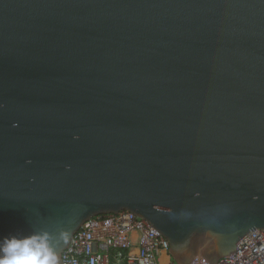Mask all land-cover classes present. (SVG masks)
<instances>
[{"label":"water","instance_id":"obj_1","mask_svg":"<svg viewBox=\"0 0 264 264\" xmlns=\"http://www.w3.org/2000/svg\"><path fill=\"white\" fill-rule=\"evenodd\" d=\"M123 211L176 264L264 229V0H0V244Z\"/></svg>","mask_w":264,"mask_h":264},{"label":"built area","instance_id":"obj_2","mask_svg":"<svg viewBox=\"0 0 264 264\" xmlns=\"http://www.w3.org/2000/svg\"><path fill=\"white\" fill-rule=\"evenodd\" d=\"M61 264L176 263L161 234L145 220L123 211L84 222L63 251ZM216 264H264V229L250 231L239 240L233 254Z\"/></svg>","mask_w":264,"mask_h":264},{"label":"clouds","instance_id":"obj_3","mask_svg":"<svg viewBox=\"0 0 264 264\" xmlns=\"http://www.w3.org/2000/svg\"><path fill=\"white\" fill-rule=\"evenodd\" d=\"M0 264H57V257L46 239L11 238L0 244Z\"/></svg>","mask_w":264,"mask_h":264}]
</instances>
